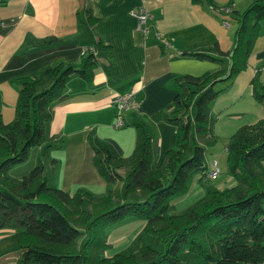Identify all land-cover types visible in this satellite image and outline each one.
I'll list each match as a JSON object with an SVG mask.
<instances>
[{
    "label": "trees",
    "instance_id": "trees-1",
    "mask_svg": "<svg viewBox=\"0 0 264 264\" xmlns=\"http://www.w3.org/2000/svg\"><path fill=\"white\" fill-rule=\"evenodd\" d=\"M228 11L219 14L223 21L237 22L231 49L215 43L190 51L198 57L229 55L228 66L174 78L180 88L165 118L174 124L176 138L160 163L152 158L151 135L140 119L131 122L135 142L126 155L115 139L99 137L93 127L87 131L92 162L106 185L101 194L81 186L70 191L50 184L40 153L19 177L8 169L25 159L32 145L45 141L50 102L63 94L72 74L90 79L96 49L107 44L96 40L77 60H58L38 77H18L14 117L7 121L0 117V227L13 228L0 237L1 261L5 256H14L17 264H259L264 260V114L240 124L228 137L226 171L234 176L233 183L207 188L180 210L173 203L188 190L193 173L204 171L200 180L210 178L204 176L209 169L205 150L217 134L209 102L247 65L264 19V0H250L244 9ZM76 18L93 39L92 26L98 18L90 0L76 10ZM211 49L218 56L210 54ZM217 81L222 83L218 86ZM250 84L252 96L264 109V82L252 76ZM118 180L120 187L115 186ZM128 213L142 219L140 229L125 247L103 253L110 243L106 226Z\"/></svg>",
    "mask_w": 264,
    "mask_h": 264
},
{
    "label": "crops",
    "instance_id": "crops-1",
    "mask_svg": "<svg viewBox=\"0 0 264 264\" xmlns=\"http://www.w3.org/2000/svg\"><path fill=\"white\" fill-rule=\"evenodd\" d=\"M84 1H0V117L4 121L14 117L18 77H38L47 65L58 60H77L84 46L96 40L107 44L96 49L97 60L89 80L78 74L67 78L63 94L50 102L51 118L44 122L45 140L61 141L59 154L51 157L58 170L50 174L46 171L48 182L70 191L81 186L99 194L106 185L92 162L87 131L93 127L99 137L115 139L126 155L135 142L131 122L140 119L151 135L152 158L160 163L164 151L174 145L176 138L174 124L165 118L174 108L173 96L180 88L174 78L184 73L203 74L229 63V55L220 59L190 52L215 43L222 49L232 47L235 30L230 20H222L212 4H227L232 12L250 0H90L92 13L98 18L92 26L93 39L85 24L76 18V10ZM138 6H145L152 13L146 21V32L139 28L133 14ZM261 30L263 38L255 39L245 68L252 69L264 60V27ZM44 38L51 40L46 42ZM210 54L217 55L215 50ZM243 86L238 88L236 84L225 93L222 89L212 98L215 134L227 138L240 124L257 118L247 115L252 97L250 80ZM127 90H132L138 100V109L125 114V125L132 127H114L112 94ZM203 172L199 171L194 181L203 183L211 178L200 180ZM233 177L227 173L216 179L212 187L229 185L235 181ZM0 262L17 264L10 259ZM259 264H264V260Z\"/></svg>",
    "mask_w": 264,
    "mask_h": 264
},
{
    "label": "rangeland",
    "instance_id": "rangeland-1",
    "mask_svg": "<svg viewBox=\"0 0 264 264\" xmlns=\"http://www.w3.org/2000/svg\"><path fill=\"white\" fill-rule=\"evenodd\" d=\"M246 5L247 4H241L240 9H244V7ZM263 20L264 19H262V21L260 22V26H259L258 34L256 36V40L258 39V37H259V39L263 38V30H261V28L264 27V21ZM230 26H232V28L235 30V28L237 26V22L234 19L233 20L230 19ZM247 62H248V60H247ZM262 63H264V60L260 61L257 64L258 67L256 66V67H253L252 69L251 68H243L240 71H238L237 73H235L233 76V81L231 82V84L226 85L222 91L225 93L226 91L230 90L231 88H234V86L236 84L238 85V88H243L244 87L243 85L248 80H250L249 78H251L252 76H254L256 81H258L259 83L264 82V81H262V79H264V67L262 66ZM216 83L219 86L222 83V81H217ZM218 94H220V93H218ZM221 94H223V93H221ZM252 97L250 99L251 105H248L249 113H247V115L251 116V117L255 116V118L256 117L258 118V116H260L261 114L263 115V113H264L263 107L259 101H257L254 97L253 98ZM213 99L210 100L209 104L212 103ZM233 110H236V109L234 108ZM241 116H242V114H240L238 117H241ZM122 127L123 128L124 127H132V125L126 124V125L121 126V128ZM220 135H223V136H220ZM220 135H217V137L215 138L213 143L206 146V150H205L206 162L210 161L212 159L211 158L212 156L216 157V159H217V166L216 167L218 169V174L215 176H212L210 179L201 183L198 181H194V180H197L196 179L197 175H199V171L195 172L191 177V182H189L187 192L184 193L183 195H181L180 197L175 198L173 200L174 207L176 210H180V209L186 207L189 203H191L192 201L197 199L199 197V195L203 194L207 188L215 186L214 183H215L216 179H219L228 173L226 171V167H227L226 166V145H224L225 143H227L228 137L225 138L224 134H220ZM47 141H50L51 143L47 145L46 144ZM40 145H41V147H40ZM59 145H61L60 140L55 141V139L51 140L49 138L40 144L32 145L29 148V152H28L27 157L21 161L14 163L13 165H11L10 168L8 169V172L11 175H13L14 177H19L22 172L26 171L31 165H33L35 163L36 155H37V153H40L41 158L44 161L45 171H47V173H49V174L52 173L53 171H54V173H56L58 170V166L56 163L52 162L53 160H51V157L53 155L59 154L60 148H61ZM234 180H235V178H234ZM121 182H122L121 180H118L116 182V184H115V182H114V184L116 187H120ZM230 183H232V182H230ZM105 190L106 189L100 190V191L104 192ZM100 191H97V192H100ZM103 192H100V193H103ZM171 210H173V209L171 208ZM142 223H143V221L141 218H138L137 216H134V215L128 213V215L126 214V216H124L123 218L117 219V220L113 221L112 223L108 224L105 228V234H106V239L110 243L107 247H105L103 249V253L111 254L112 252L125 247L130 242L131 238L137 232V230L140 229ZM12 229L13 228L11 226L4 225V226L0 227V233L5 232L6 234H8ZM145 239H146V241H149V239H150L149 234H146ZM5 259H7V260L10 259V260L14 261L13 260L14 256L13 257L8 256V257H5Z\"/></svg>",
    "mask_w": 264,
    "mask_h": 264
},
{
    "label": "built area",
    "instance_id": "built-area-1",
    "mask_svg": "<svg viewBox=\"0 0 264 264\" xmlns=\"http://www.w3.org/2000/svg\"><path fill=\"white\" fill-rule=\"evenodd\" d=\"M213 9L216 12L220 11H228L230 10V6L227 4L223 5H212ZM133 14L137 17L138 26L142 29L143 32L147 31L146 21L152 16L150 9L145 6H138L133 10ZM159 36V33H157ZM165 43H168L166 39H164ZM86 45L84 46V49ZM113 106H114V119L112 125L114 127H121L125 125V114L128 110H136L138 109V100L134 96L132 90H127L124 92H114L111 97ZM217 160L213 158L210 161L209 169L204 173L205 177L215 176L217 173Z\"/></svg>",
    "mask_w": 264,
    "mask_h": 264
}]
</instances>
